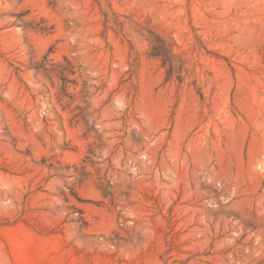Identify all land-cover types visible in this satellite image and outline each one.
<instances>
[{
    "label": "rangeland",
    "instance_id": "rangeland-1",
    "mask_svg": "<svg viewBox=\"0 0 264 264\" xmlns=\"http://www.w3.org/2000/svg\"><path fill=\"white\" fill-rule=\"evenodd\" d=\"M0 264H264V0H0Z\"/></svg>",
    "mask_w": 264,
    "mask_h": 264
}]
</instances>
